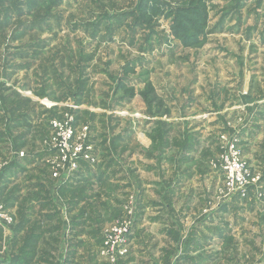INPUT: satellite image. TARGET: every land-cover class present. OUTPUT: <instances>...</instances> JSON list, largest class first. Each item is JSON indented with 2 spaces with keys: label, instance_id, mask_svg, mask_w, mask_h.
Here are the masks:
<instances>
[{
  "label": "rangeland",
  "instance_id": "rangeland-1",
  "mask_svg": "<svg viewBox=\"0 0 264 264\" xmlns=\"http://www.w3.org/2000/svg\"><path fill=\"white\" fill-rule=\"evenodd\" d=\"M185 9L196 10L197 18L188 15L194 25L181 19ZM184 33L196 39L185 44ZM75 107L76 133L87 129L96 151L98 182L68 198L54 191L62 175L55 178L46 159L56 140L51 126ZM169 129L171 149L147 158L150 147L159 152L166 143V134H152ZM186 131L198 144L181 161ZM29 141L34 146L18 152L41 144V197L68 211L72 226L85 217V230L104 237L127 223L133 246L135 222L148 226L169 185L180 238L201 229L197 264H264V0H0V171L11 161L10 143ZM235 163L241 177L259 176L250 195L232 191ZM109 180L117 187L101 185ZM156 181L165 189L146 187ZM0 203L13 220L0 236L9 237L20 218ZM182 256L174 252L173 264H188Z\"/></svg>",
  "mask_w": 264,
  "mask_h": 264
},
{
  "label": "crops",
  "instance_id": "crops-1",
  "mask_svg": "<svg viewBox=\"0 0 264 264\" xmlns=\"http://www.w3.org/2000/svg\"><path fill=\"white\" fill-rule=\"evenodd\" d=\"M156 134L158 133L152 134V136L155 137ZM159 134L167 135L165 137L166 143L159 148L162 149V151L159 150V152L155 147H150L151 150L146 151L147 158L151 159L153 155L155 157V154H157L158 160L160 156L165 154V151L171 149L175 133L170 131V133ZM145 135L146 134H144V136ZM149 135L151 136V134ZM183 136L184 139H188L190 143L187 146V151L180 156L181 161L186 159L185 157H187L188 153L191 155V152L196 149V145L198 144L197 136L189 131H186ZM125 137L126 135H123L121 140ZM10 144H12L10 147L12 150L10 153L11 161L10 163L7 162L4 169L0 171V197L4 199L7 207L14 208L18 211L16 213L19 215L20 219L18 218L19 220H15V225L11 229L13 234L11 233L9 237L8 235L3 237V234L0 236V238H2L0 242V264H108L105 257L99 254L103 246V231H99L98 229L90 231L85 230V217L75 218L74 221H77L72 226V219L70 214L67 213L68 211H64L62 209L63 207L59 208L54 206V203L44 201V198L41 197L44 195L43 190L46 188V186L39 183L38 178L39 176L46 178L44 172L41 171L42 168L37 169L38 159L36 158H38L39 155V157L41 156L39 161H42L46 155L41 149V144L35 152L27 151V154H24L23 157L19 156L18 149L20 150L24 146L27 148L29 144L34 146V142H13ZM82 165L83 169L74 176V180L65 183L61 182L54 191L56 193H61V195L66 193L68 197L70 194L78 193L81 189H88L93 187L94 184H97L98 181L94 180L96 176H94L93 173L96 169L92 171L87 165L83 163ZM112 168L116 167H111L110 165L108 167V172L111 171ZM153 170L154 169H151L145 172L149 174L153 173ZM130 173L132 174L133 172L130 171ZM47 183L50 190L51 184L50 182ZM109 183H112L115 188L117 187L111 180L101 185H108ZM156 186L165 189L164 182L148 184L146 187H153V191ZM125 188H128V186H125ZM23 189H26L27 192L24 195H22V192H24L22 191ZM166 190V192L157 194V201H162V204L160 203L161 209H158L154 216L148 218V226L141 230L140 227L138 228L137 222H135V226L138 230L135 233L136 235L133 240L134 244L132 246L130 243L131 241H129L130 244L127 246L128 251L125 256L118 258V264H173L175 261L173 253H176L177 250L179 253H183L182 258L186 257V259H188V264L198 262L199 257L196 255V249L198 239L201 237V229L193 226L189 238L190 240H182L180 238L183 226H181L180 222L175 218L176 213L172 215L173 210H171L173 189L168 185ZM31 191H37L36 193L38 194H33V198L26 200ZM150 191L147 189V195ZM128 195L127 193L125 194V199ZM141 195H143L141 198L142 201L146 200L148 197L143 191ZM27 202L29 204H26ZM80 202L82 203L83 199H80ZM145 203L152 204L153 202L150 203L147 200ZM167 210H169V218H171L172 221L168 219L165 214ZM140 216L143 217L141 212L139 217ZM166 218L168 222L164 221ZM14 228L15 230H13ZM52 230L53 232H50ZM11 231L7 230L4 233H10ZM146 235L149 240L145 239ZM168 240L170 243H167V245L166 242ZM191 243L193 246L192 250L190 248ZM172 246H175V248H170ZM169 248L170 250H168ZM186 249L190 252L186 253ZM170 255L172 258H170ZM179 255L180 254L174 256L179 260Z\"/></svg>",
  "mask_w": 264,
  "mask_h": 264
},
{
  "label": "built area",
  "instance_id": "built-area-1",
  "mask_svg": "<svg viewBox=\"0 0 264 264\" xmlns=\"http://www.w3.org/2000/svg\"><path fill=\"white\" fill-rule=\"evenodd\" d=\"M78 108H72L71 115L66 114L65 120L60 123L51 126L53 134L56 135V140H54V147L48 149L49 154L46 160L47 162L53 163V174L56 177H61L63 182H70L74 180V176L77 175L83 167L80 163L87 165L90 170H94L98 158L95 155V149L93 145L90 144L89 138H86V130H81V133H76L75 123L73 116ZM234 150L235 146H231ZM20 157L24 156L23 152L19 153ZM240 164L235 163L236 174L233 177L239 182L233 188V192H236L240 196H246L247 188L251 185L256 186L259 181V176L244 174L243 177L239 175L241 171ZM238 174V176H237ZM12 217L5 213L3 206L0 203V227L9 226L12 224ZM133 235V229L127 223L125 224H115L110 227V230L105 232L103 237V246L100 251V255L107 257L111 260V263L115 264L118 257H123L126 255L128 249L127 246L128 238Z\"/></svg>",
  "mask_w": 264,
  "mask_h": 264
},
{
  "label": "trees",
  "instance_id": "trees-1",
  "mask_svg": "<svg viewBox=\"0 0 264 264\" xmlns=\"http://www.w3.org/2000/svg\"><path fill=\"white\" fill-rule=\"evenodd\" d=\"M33 6H36V4L35 5H33ZM183 12H184V15H183V17L181 18L182 20H184L186 23H187V25L188 26H190V25H194V22L193 21H191V20H189L190 18L188 17V15H192L193 17H195V18H197V16L195 15L196 14V10H194V9H185V10H183ZM180 36H181V40L183 41V40H186L184 43L185 44H190L191 42H193V40L194 39H196V37L193 35V34H186V33H184V34H180ZM79 101H80V98L78 97V96H75V100H74V102H77V103H79ZM76 118H77V116H76ZM79 119V118H78ZM158 136H159V138H160V136H161V134L159 135V133H158ZM255 190V186H253V185H251V186H249L248 188H247V194L248 195H250L252 192V190ZM238 196H240L239 194H238ZM195 264H197V263H195Z\"/></svg>",
  "mask_w": 264,
  "mask_h": 264
}]
</instances>
